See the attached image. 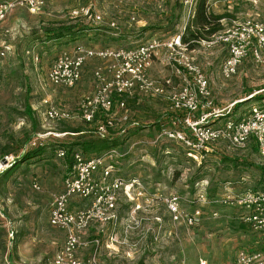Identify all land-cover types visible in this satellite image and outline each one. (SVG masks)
Listing matches in <instances>:
<instances>
[{
    "label": "rangeland",
    "instance_id": "rangeland-1",
    "mask_svg": "<svg viewBox=\"0 0 264 264\" xmlns=\"http://www.w3.org/2000/svg\"><path fill=\"white\" fill-rule=\"evenodd\" d=\"M176 1L181 0H44L41 13L15 8L0 22V47L10 46L9 52L0 57V159L7 156L9 165L31 148L32 142L46 150L45 156L22 164L11 177H0V264H52L64 242V232L48 222L49 194L62 188L68 167L66 160L55 156L54 149L59 145L69 147L68 143L78 137L72 132L74 128H89L81 118L79 105L94 91V69L105 63L89 59L82 81L67 88L48 81L55 57L64 51L72 52L77 45L130 47L151 36H172L190 21L181 2L179 23L173 32H165L166 13H171ZM89 3L104 16V22L92 24L83 18H69L71 8ZM207 4L214 13L225 15L221 20L224 27L246 18L264 23V0H207ZM107 21H115L117 27H109ZM75 24L96 28L85 29L67 42L45 39V30ZM193 49L196 62L208 78L215 107L231 106L234 117L247 113L252 106L264 108V47L260 61L247 55L229 78L220 72L225 49L219 45L206 48L199 43ZM32 54L38 55V60ZM147 75L159 83L170 79L171 87L180 84L162 57L153 60ZM127 103L130 120L124 122L125 129L119 133L122 142L117 150L122 156L114 159V168L126 179L139 177L154 201L148 205L139 199L141 207L133 212L135 200L121 193L116 223L106 225L102 231L92 227L85 232L88 245L78 252V257L86 259L97 248L96 257L104 264H235L240 248L264 251V232L244 223L239 227L243 209L213 201L246 189L264 190V180L263 186H258L260 174L255 167L232 168L220 160L225 155L264 165L253 141L244 150L216 143L213 151L197 162L188 158L181 144L156 140L157 127L129 125L133 119L142 125L153 124L168 108L166 100L139 96ZM50 104L68 111L70 118L45 120L44 111ZM209 122L220 125L223 117ZM34 183L41 189L36 190ZM172 193L180 197L179 220L173 219L164 201ZM200 194H204L205 202L200 201ZM184 214H194L193 221L189 223ZM96 238L99 245L93 244Z\"/></svg>",
    "mask_w": 264,
    "mask_h": 264
},
{
    "label": "built area",
    "instance_id": "built-area-1",
    "mask_svg": "<svg viewBox=\"0 0 264 264\" xmlns=\"http://www.w3.org/2000/svg\"><path fill=\"white\" fill-rule=\"evenodd\" d=\"M182 3L189 21L194 17L197 0H182ZM43 6L44 0H0V22L15 8L39 14ZM69 18H83L92 24L104 22V16L92 4L71 8ZM107 25L117 27L115 21H107ZM184 29L185 25L182 31L172 36L164 39L151 36L130 47L84 48L77 45L72 52L64 51L55 57L47 74L48 81L55 86L73 88L81 81L83 66L89 59L103 60L104 67L93 71L96 80L94 91L85 96L79 105L83 122L93 125L98 136H109L110 130L115 127L120 133L124 131V122L130 120L128 98L135 95L159 96L168 102V110L177 116L171 126L160 125L156 140L181 144L186 155L197 162L213 150L216 143L225 142L230 148L243 150L250 141H254L264 158V109L252 106L247 113L234 117L230 114L231 106L228 109L215 107L208 78L196 62L194 49L189 50L182 42ZM198 43L206 48L219 45L225 49L226 56L220 64V72L224 78H229L236 74L247 55L257 62L261 60L264 23L246 18ZM9 50V45H1L0 57H4ZM26 52L30 53V50ZM32 57L38 60V55L32 54ZM160 57L179 79L180 84L176 88L171 87L170 79L159 83L148 77V68L155 58ZM221 117L222 124H210V120ZM68 118V111L52 104L44 111V119L50 122ZM140 124L136 119L129 122L131 126ZM35 145V142L31 143V146ZM56 156L64 159L67 150L59 148ZM120 156L122 154L117 148L97 156H86L80 151L70 154L62 188L49 194L48 222L64 232L63 245L53 256L52 264H104L96 257L97 248L86 259L78 257V252L88 245L84 233L92 227L102 231L106 225L116 223L117 202L121 193L135 200L133 212L141 207L139 199H144L148 205L154 201L139 177L126 179L117 173L113 163ZM5 158L9 161L7 156ZM5 166H0V171ZM33 186L36 190L41 189L36 183ZM200 198V201H206L204 194H200ZM164 201L173 219H181L180 197L172 193ZM213 201L243 209L242 221L253 230L264 232V190L246 189L237 195L227 194ZM195 212L198 214L199 210ZM184 215L189 223L193 221L194 214ZM110 239L116 241L114 237ZM98 240L94 239L93 244L99 245ZM235 264H264V251L240 248L236 251Z\"/></svg>",
    "mask_w": 264,
    "mask_h": 264
},
{
    "label": "trees",
    "instance_id": "trees-1",
    "mask_svg": "<svg viewBox=\"0 0 264 264\" xmlns=\"http://www.w3.org/2000/svg\"><path fill=\"white\" fill-rule=\"evenodd\" d=\"M181 2L182 0L176 1L171 10V13L170 14L166 13L167 22H166L165 27L163 26L165 32H173L175 30V26L179 23L181 9H182ZM224 17H225L224 14L214 13L212 10H210L207 4V0H198L196 3V7H195L194 17L187 23L183 33L181 34L182 42L186 44L189 50H192L198 44V41L205 40L209 38L212 34L224 28V25L222 24V21H221ZM94 28L96 27L77 25V24L62 25L57 28L45 30V36H46L45 39L56 40L58 42H60L61 40H65L67 42V41L74 40L77 37H79L80 34L85 29L92 30ZM137 97L139 96L135 95L133 97L128 98L126 101H128L129 99H137ZM258 107L264 109L261 106H258ZM98 116H102V114H98ZM176 116H177L176 114H174L167 108L165 113L162 114L153 124L142 125V123L140 122L141 124L139 126H132V127L149 128L152 125L153 127H157V130H158L160 128V125L162 124L171 126ZM84 124L86 127H89V128L83 129L81 127H76L72 130V132L75 133L76 136L78 137H75L73 141L68 143V146H69L68 148H65L64 146L59 145L54 149L55 156H56V151L59 148H65L67 150V156L62 160H66L68 165L70 163V154L73 151H80L86 156H97V155H102L109 149L118 148L121 145L122 141L120 139V136H119L120 132L117 127H115L117 129V132H111L110 130L109 136L100 137L96 134L93 125H88L86 123ZM115 128H113L112 130L114 131ZM85 132H88L89 134H92V135L82 136V134H85ZM253 143L256 145L254 141ZM45 151L46 150L44 146H36V147L32 146L31 148L24 151L19 158L9 163L8 167L2 171L0 177H4V179L7 177H11L17 170L21 168L22 164L28 165L29 163L39 160L40 158L45 156ZM212 151L213 150L207 152L206 155L203 157V159H205V157ZM185 154H186V151H185ZM203 159H201V161H203ZM220 160L222 163L228 164L232 168H237L239 166L255 167L259 171V174H260L259 181L261 182L258 184V186L259 187L263 186L262 180H264V165L254 164L246 158L229 157L225 155H221ZM255 190H258V189H255ZM241 218H242V215L240 216L241 223L239 224V227L244 226L243 225L244 222L242 221Z\"/></svg>",
    "mask_w": 264,
    "mask_h": 264
},
{
    "label": "water",
    "instance_id": "water-1",
    "mask_svg": "<svg viewBox=\"0 0 264 264\" xmlns=\"http://www.w3.org/2000/svg\"><path fill=\"white\" fill-rule=\"evenodd\" d=\"M0 163H1L2 165H6V166H8V161L6 160L5 157H2V158L0 159Z\"/></svg>",
    "mask_w": 264,
    "mask_h": 264
},
{
    "label": "crops",
    "instance_id": "crops-1",
    "mask_svg": "<svg viewBox=\"0 0 264 264\" xmlns=\"http://www.w3.org/2000/svg\"><path fill=\"white\" fill-rule=\"evenodd\" d=\"M89 4H91V3H89ZM85 5V4H84ZM96 11H98V10H96ZM91 25V24H90ZM226 52V51H225ZM226 55V54H225ZM224 59V58H223ZM87 63V62H86ZM86 63L84 64V66H83V70H82V79H83V72H84V69H85V66H86ZM96 69V68H95ZM94 69V70H95ZM82 79H81V81H82ZM118 214V213H117ZM159 217H155V219H158ZM106 246H108V245H106Z\"/></svg>",
    "mask_w": 264,
    "mask_h": 264
},
{
    "label": "bare ground",
    "instance_id": "bare-ground-1",
    "mask_svg": "<svg viewBox=\"0 0 264 264\" xmlns=\"http://www.w3.org/2000/svg\"><path fill=\"white\" fill-rule=\"evenodd\" d=\"M0 166H3L4 167V165H2V164H0Z\"/></svg>",
    "mask_w": 264,
    "mask_h": 264
}]
</instances>
